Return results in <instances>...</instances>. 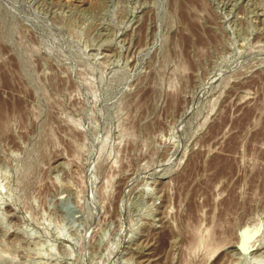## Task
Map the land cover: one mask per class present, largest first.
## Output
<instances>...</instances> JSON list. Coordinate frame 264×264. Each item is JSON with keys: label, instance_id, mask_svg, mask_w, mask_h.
Returning <instances> with one entry per match:
<instances>
[{"label": "rangeland", "instance_id": "rangeland-1", "mask_svg": "<svg viewBox=\"0 0 264 264\" xmlns=\"http://www.w3.org/2000/svg\"><path fill=\"white\" fill-rule=\"evenodd\" d=\"M263 179L264 0H0V264H264Z\"/></svg>", "mask_w": 264, "mask_h": 264}, {"label": "bare ground", "instance_id": "bare-ground-1", "mask_svg": "<svg viewBox=\"0 0 264 264\" xmlns=\"http://www.w3.org/2000/svg\"><path fill=\"white\" fill-rule=\"evenodd\" d=\"M262 79H263V78H262ZM254 165H256V164H254ZM257 166H258V165H257ZM255 167H256V166H255ZM259 170H260V169H259ZM259 174H260V173H259ZM259 178H260V179L263 178V173L260 174ZM258 180H259V179H258ZM260 185H261V184H259V183L257 182L255 188L260 187ZM258 189H260V188H258ZM255 190H256V189H254V191H255ZM261 191L264 193V179H263L262 190H261ZM261 191H260V192H261ZM257 192H258V195L260 196V194H259L260 192H259V191H257ZM258 195H257V196H258ZM253 198H254V196H253ZM230 202H231V201H230ZM231 203H233V200H232ZM231 203H229V204L231 205ZM228 206H229V205H228ZM224 219H225V218H224ZM227 221H228V220H227ZM225 222H226V219H225ZM190 224H191V223H190ZM225 224H226V223H225ZM227 225H229V222H228V224H226V226H227ZM222 226H224L223 223H222ZM190 228H191V227H190ZM221 228H224V227H221ZM225 228L227 229L228 227H225ZM255 228H256V226H250V227H246L245 229H243V231L241 232L242 239H243V240H247V239H249V238L251 237V235L253 234ZM191 229H192V228H191ZM195 230H196V229H195ZM229 230H230V229H229ZM193 231H194V230H191V232H193ZM224 231H225V233L227 232L226 230H224ZM195 232H196V231H194V233H195ZM198 232H199V231H198ZM213 232H214V230H213ZM215 232H216V231H215ZM199 233H200V232H199ZM219 233H220V232H219ZM219 233H218V234H219ZM221 233H222V232H221ZM221 233H220V234H221ZM195 234H196V233H195ZM210 234H212V232H210ZM216 234H217V233H216ZM220 234H219V236H220ZM227 234H228V233H227ZM192 235H194V234L192 233ZM214 235H215V234H214ZM221 235H222V237H223L224 233H222ZM230 235H231V232H230ZM230 235H229V236H230ZM195 236H196V235H195ZM195 236H194V237H195ZM197 236H198V235H197ZM199 236H201V235H199ZM203 236H204V234H203ZM205 236H206V234H205ZM209 236H210V235H209ZM215 236H216V235H215ZM212 237H213V236H212ZM217 237H218V235H217ZM224 237H225V236H224ZM224 237H223V238H224ZM238 237H240V236H238ZM204 238H207V237H204ZM214 238H216V237H213V238H211V239H214ZM191 239H192V238H191ZM207 239H208V238H207ZM217 239H218V238H217ZM221 239H222V238H221ZM224 239H225V238H224ZM224 239H222V241H223ZM228 239H229V238H228ZM196 240H197V239H196ZM198 240H199V239H198ZM198 240H197V241H198ZM209 240H210V239H209ZM214 240H215V239H214ZM214 240H213V241H214ZM197 241H195V242H197ZM200 241H201V240H200ZM206 241H207V240H206ZM195 242H194V243H195ZM198 242H199V241H198ZM198 242H197V244H198ZM207 242H208V241H207ZM209 242H210V241H209ZM211 242H212V241H211ZM226 242H227V241H226ZM200 243H201V245H202V242H200ZM203 243L208 244V243H206V242H203ZM215 243H216V241H215ZM222 243H223V242L220 241V237H219V242H218V240H217V244L222 245ZM212 244H213V242H212ZM194 245H195V244H194ZM209 245H210V244H209ZM215 245H216V244H215ZM219 245H216V246H219ZM195 246H196V245H195ZM197 246H198V245H197ZM216 246H215V247H216ZM192 247H193V245H192ZM246 248H247V244H246ZM251 248H252V247H251ZM241 251H242V250H241ZM250 251H251V250H250ZM242 252H243V251H242ZM238 254H239V253H238Z\"/></svg>", "mask_w": 264, "mask_h": 264}]
</instances>
